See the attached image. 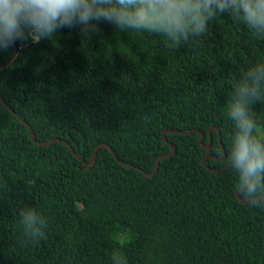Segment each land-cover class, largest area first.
<instances>
[{
    "label": "trees",
    "instance_id": "trees-1",
    "mask_svg": "<svg viewBox=\"0 0 264 264\" xmlns=\"http://www.w3.org/2000/svg\"><path fill=\"white\" fill-rule=\"evenodd\" d=\"M17 45L0 68V264H112L114 249L128 264H264V206L237 196L227 116L264 36L226 15L179 45L100 22L17 41L0 64ZM251 111L264 140V99ZM25 206L46 220L38 240Z\"/></svg>",
    "mask_w": 264,
    "mask_h": 264
},
{
    "label": "clouds",
    "instance_id": "clouds-1",
    "mask_svg": "<svg viewBox=\"0 0 264 264\" xmlns=\"http://www.w3.org/2000/svg\"><path fill=\"white\" fill-rule=\"evenodd\" d=\"M229 16L258 36H264V0H0V53L17 41L39 43L52 39L62 28L79 27L88 34L107 22L123 31L160 33L179 45L198 38L209 21ZM264 99V60L246 68L232 86L228 119L229 166L234 169L239 190L257 206H264V140L254 134L256 120L251 105ZM23 235L38 240L45 235L46 220L38 209L19 210ZM112 264H128L118 250Z\"/></svg>",
    "mask_w": 264,
    "mask_h": 264
},
{
    "label": "water",
    "instance_id": "water-1",
    "mask_svg": "<svg viewBox=\"0 0 264 264\" xmlns=\"http://www.w3.org/2000/svg\"><path fill=\"white\" fill-rule=\"evenodd\" d=\"M20 49H21V46H20V45H17V51H16L15 55L12 57V59H11L8 63L0 64V68L9 65V64H10V63H11V62L17 57V55H18ZM0 100H1L3 103H6V101L3 100L1 97H0ZM8 107H9V109H11L12 112L15 113V111L13 110V108H12L11 106H8ZM24 122H25L27 125H29L26 121H24ZM29 127H30V129H31L32 137H33V139L36 141V135H35V133H34L32 127H31L30 125H29ZM214 127L217 128V129L219 130L220 138H221V132H220V129H219L218 127H216V126H212L211 129H210V131H211L212 128H214ZM170 130H171V129H170ZM167 131H169V130H166V131L164 132V134H163V135H164V139H165L166 141H168V140L166 139V137H165V134H166ZM201 134H202V136H201V141H202V140L205 138V134H204L203 132H202ZM55 140H57V139L53 138V139H51V140H49V141H42V142L37 141V143H38V144H41V145H44V144H50V143H52V142L55 141ZM60 140H61V139H60ZM61 141H63L64 143L68 144V145L71 147V145H70L66 140H61ZM170 144H171V146H172V151H171L170 153H167V154H164V155L160 156V157L157 159L155 169L153 170L152 173H147V172H145L144 170L140 169L145 175H147V176H153V175H155V173L158 171V167H159L160 159H161L162 157H165V156L173 155V154L176 152V150H177L176 146H175L173 143H170ZM100 146H102V145H100ZM100 146L97 147V149H96L95 152L93 153V156H92V158H91V160H90L89 162L84 161V166L92 167L93 165H95V163H96V159H97V152H98V149L100 148ZM108 147H109V146H108ZM204 147L207 148V150H208V153L205 155V157H204V159H203V162L205 163V162H206V158L209 156V153H210L211 141H210L208 144L204 145ZM109 148L111 149L112 153L115 154L114 150H112L111 147H109ZM71 151H72L74 154H76V151H75V149H74L73 147H71ZM223 151H224V147H223ZM76 155H77V154H76ZM77 157L83 160L82 156L77 155ZM225 157H226V152L224 151L223 158H225ZM129 166H130V167H133L132 165H129ZM136 168L139 169V167H136ZM240 192H241V191L238 189V191H237V196H238V198H239L241 201H243V202H251L250 199H244V198L240 195Z\"/></svg>",
    "mask_w": 264,
    "mask_h": 264
}]
</instances>
